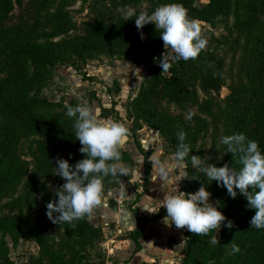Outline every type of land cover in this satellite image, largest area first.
Segmentation results:
<instances>
[{
  "label": "trees",
  "instance_id": "16d2710c",
  "mask_svg": "<svg viewBox=\"0 0 264 264\" xmlns=\"http://www.w3.org/2000/svg\"><path fill=\"white\" fill-rule=\"evenodd\" d=\"M55 1L39 0V5L47 8ZM137 1L139 0H113L116 7ZM149 1L152 2L149 14L159 5L179 3L188 10L190 18L208 23H214L217 16L227 15L233 10L241 16L238 23L243 39L237 45V61L245 79L229 84V92L222 98L218 97V93L224 84L223 66L214 48L202 51L195 60L172 61L169 71L162 73L158 58L165 48L154 25L147 24L142 30H138L134 18L125 21L123 15H119L115 20L97 19L88 23L85 34L86 41L94 46L138 52L141 61L147 64L148 75L133 98L134 108L148 127L159 130L167 141V147L174 152L180 143L177 133L181 130L186 133L184 143L191 146V151L185 160L187 179L185 178L183 189L187 193H194L203 184L212 193L214 187L206 174L191 164L197 130L185 126L169 114L161 113L157 106L164 99L177 104L196 103L201 112L218 111L217 115L222 118V139L243 133L248 140L257 141L264 154V0H207L201 5L195 4V0ZM12 8L13 0H0V195L7 193L15 178L25 168L13 154L20 130L22 133L33 130L41 133V136L34 139V156L39 173L45 175L57 165V157L64 159L66 152L79 142L70 133L65 134L56 128L55 118H44L35 109L23 107L24 103L19 101L28 87V59L35 65H40L41 54L45 51L43 44L36 39L62 32L69 24L62 13L45 11L31 23L19 21L7 25L6 20ZM136 11L137 14L142 12L140 9ZM141 32L147 37L143 36L142 39ZM198 90L208 95L199 98ZM138 128L139 126L133 127V131ZM137 148L146 159L148 152L138 143ZM227 148L221 141L210 160L217 167L228 164L239 171L242 167L239 163L240 154L227 153ZM145 165L150 170L151 161L145 160ZM236 192V198L228 196L216 206L227 218L220 231L216 230L219 244L210 243L215 230L207 236H196L188 232L182 264H264V229L251 228L250 220L255 215V209L248 207V201L239 189ZM131 209L140 223L139 227L129 231V237L134 241V253L140 248L139 237L148 217L145 214L139 215L137 206H132ZM165 212L160 208L151 219ZM228 220L235 225L232 229L225 226ZM7 224L18 236H28L35 231V226L22 211L10 216L0 215V226ZM61 227L65 239L60 242L57 253L51 255L50 264H81L82 251L102 237V227L92 225L85 217L71 224L61 223ZM232 241L241 251L230 255L229 243ZM2 259L7 260L0 250V260ZM41 262L42 258L37 257L30 260L29 264H44Z\"/></svg>",
  "mask_w": 264,
  "mask_h": 264
},
{
  "label": "rangeland",
  "instance_id": "374dc122",
  "mask_svg": "<svg viewBox=\"0 0 264 264\" xmlns=\"http://www.w3.org/2000/svg\"><path fill=\"white\" fill-rule=\"evenodd\" d=\"M205 2L207 0H195V4L198 5ZM151 5L152 2L149 0H139L125 6L149 12ZM120 7L122 6L116 7L113 0H56L47 8H41L39 0H13V8L6 20L7 25L19 21L31 23L47 11L62 13L69 24L62 32L43 35L36 39L43 44L45 51L41 54L40 65H35L31 59L27 61L28 87L19 99L24 103L23 107L35 109L44 118H55L57 120L55 127L65 134L70 133L74 140H77L73 127L75 118L66 114L67 107H76L85 101L101 118H112L124 123L129 129L119 162L129 169L128 175L108 176L103 179L105 185L103 202L91 216H85L92 225L102 227V237L82 251L81 264L104 263L107 254L110 255L109 264L117 261V258L114 259L112 256V244L106 243L103 239L114 232L127 237L129 230H124L122 225L110 221L111 217L106 210L119 209L121 205H125L132 211V206H137L139 191L133 188L145 190L151 181V172L146 167L145 160L151 161L150 156L155 149L171 153L165 161L173 174L171 185L176 190L178 186L180 191L187 193L183 189L187 163L173 167L174 150L167 147V141L157 128L147 126L133 106V98L148 75L147 64L141 61V56L136 51L102 48L86 41L88 23L97 19L115 20L122 15L118 11ZM240 18V14L233 10L227 15L217 16L214 23L198 20L202 35L209 42L207 49L214 48L217 57L222 60L224 84L219 90V98L228 94L229 84H236L245 79L237 61L239 50L237 45L243 39V34L239 30ZM165 51L171 52L170 49ZM207 95L198 90L199 98ZM157 109L163 114L173 116L185 126L197 130L192 155L211 157L213 151L220 147L222 118L221 115H217L218 111L201 112L197 109L196 103L177 104L164 99L159 102ZM135 126L143 130L136 129L134 132ZM39 136L41 133L37 130L29 133H22L20 130L17 134L13 154L25 168L21 175L15 178L13 186L7 193L3 192L0 195V215L10 216L22 211L35 226V231L28 236H18L9 224L0 226L1 255L7 258L0 260V264H29L30 260L37 257L42 258L41 263L50 264L51 255L57 253L60 242L65 239L61 224L49 220L46 205L58 199L55 192L66 181L55 175L57 165L48 175L39 173L34 156V139ZM140 138L148 140L142 142ZM137 143L148 152L146 159L143 156L140 159ZM80 146V142L75 143L65 154L64 159L73 166L86 157V154L79 151ZM211 160L208 162L213 164ZM207 179L214 187L209 202L217 206L229 194L226 187L217 181H211L208 177ZM127 191L130 193H126ZM137 213L143 215L139 208ZM216 230L213 236L216 235ZM188 232L178 244L170 264H182ZM124 264H127V260H124Z\"/></svg>",
  "mask_w": 264,
  "mask_h": 264
},
{
  "label": "clouds",
  "instance_id": "9594fccd",
  "mask_svg": "<svg viewBox=\"0 0 264 264\" xmlns=\"http://www.w3.org/2000/svg\"><path fill=\"white\" fill-rule=\"evenodd\" d=\"M123 19H135L138 30L149 23H153L159 31L164 48L170 49L158 58L162 73L169 71L172 61L195 60L200 53L207 49L208 40L202 35L200 22L190 18L188 10L179 3L159 5L149 14L137 11L132 6L118 8ZM143 39V33L141 32ZM157 59V58H154ZM69 117L75 118L73 125L75 138L82 145L79 151L86 154L73 166L67 159L56 158V172L66 182L59 187L55 196L58 198L46 205L47 216L55 224L69 223L91 216L99 207L105 195L103 179L108 176L121 177L128 175L129 169L121 161L125 140L129 129L122 122L112 118H101L99 113L87 101L76 107H67ZM191 118V116H189ZM180 143L174 154L173 167L184 164L189 156L191 146L184 143L186 133L181 130L177 133ZM222 143L228 146L227 153H239V171L228 164L217 167L208 161L211 157L191 155V164L199 168L211 181H217L226 187L230 197L236 198V189L248 201V207L255 209V215L250 220L251 228L264 229V154L259 149L258 142L248 140L243 134L225 136ZM152 161L158 163L155 157ZM186 173L183 178H186ZM187 179V178H186ZM195 180V179H193ZM251 188V191L249 189ZM211 193L202 184L194 193H185L177 190L164 195L163 204L166 209L162 218L166 226L174 225L177 229L187 228L196 236H207L211 231L221 229L226 221L225 215L209 202ZM150 213H158L155 207H143ZM58 214V215H54ZM232 229L235 225L228 220L226 225ZM211 244H219L218 236H212ZM231 254L241 251L235 243H229Z\"/></svg>",
  "mask_w": 264,
  "mask_h": 264
},
{
  "label": "crops",
  "instance_id": "0c3cea01",
  "mask_svg": "<svg viewBox=\"0 0 264 264\" xmlns=\"http://www.w3.org/2000/svg\"><path fill=\"white\" fill-rule=\"evenodd\" d=\"M137 130L141 131L143 129L138 128ZM146 131L148 132L147 129ZM150 131L152 132V129ZM146 138H140V141L148 140ZM138 154L141 159V153ZM169 156H171L170 152H165L158 148L155 149L150 156L151 181L144 191H140L139 188H133L139 191L137 200L139 211L148 217L143 227V233L139 237L140 248L132 253L134 241L129 235L124 237L114 232L111 235H106V238L103 239L106 243L112 244V256L114 259L117 258V261L111 264H124V260H127V264H170L178 244L186 237L187 228L177 229L174 225L171 227L165 225L162 218L167 214L166 212L157 218L151 219L153 213L143 208L155 207L159 210V206H162L164 202V195L176 191L175 187L171 185L173 177L171 167L165 162ZM153 157L156 158L158 163L152 161ZM126 193L130 192L127 191ZM118 201L121 202L120 200ZM121 206L119 209L109 208L106 210L111 217L110 221H115L117 224L122 225L124 230L130 231L139 227L140 223L129 207ZM161 209L166 210L164 207H161ZM117 229L119 230L118 227ZM107 252L110 251L107 250ZM109 257L110 255L107 254L104 263L99 264H109Z\"/></svg>",
  "mask_w": 264,
  "mask_h": 264
},
{
  "label": "built area",
  "instance_id": "2783aa9c",
  "mask_svg": "<svg viewBox=\"0 0 264 264\" xmlns=\"http://www.w3.org/2000/svg\"><path fill=\"white\" fill-rule=\"evenodd\" d=\"M112 249V248H111Z\"/></svg>",
  "mask_w": 264,
  "mask_h": 264
}]
</instances>
